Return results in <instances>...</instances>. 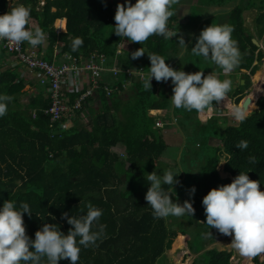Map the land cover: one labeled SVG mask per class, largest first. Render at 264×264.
Segmentation results:
<instances>
[{"label":"trees","instance_id":"trees-1","mask_svg":"<svg viewBox=\"0 0 264 264\" xmlns=\"http://www.w3.org/2000/svg\"><path fill=\"white\" fill-rule=\"evenodd\" d=\"M199 1L218 6L234 3L229 11L223 13L227 16L226 22H213L234 26L232 38L237 41L242 55L239 67L228 74V78L233 80L240 69L254 73L263 57L262 49H258L252 38L256 36L259 39L264 33V0ZM38 2L13 0L8 5L7 0H0V6L7 12L20 4L30 6L28 28L34 30L39 27L45 32L46 58H51L53 47L58 43L62 45V51L74 56L87 57L94 51L104 53L108 64H111L117 44L122 42L118 64L121 68L142 66L146 74L134 76L129 86L123 88V77L114 80L107 73V81L117 84L118 89L109 96L104 87L98 90L101 106H89L91 120L84 123L77 114L71 127L53 133L49 115L45 113L49 99L41 94L38 87L29 94L23 90L29 81L19 66L0 67V95L13 97L8 103L7 114L0 117V207L8 199L14 201L18 209L21 202L27 203L33 213L31 217L23 214V220L26 234L33 240L35 232L45 223L57 225L66 235L71 225L62 218V213L75 217L86 215L88 204L102 209L99 223L106 225L105 234L97 241V246H81L77 264H165L166 250L173 241L174 251L182 248L184 237L190 250L197 254L191 264H232L230 251L206 248L222 234L200 223L206 222L202 199L209 190L231 183L240 172L247 173L250 180L260 181V190L264 187V95H260L264 94V58L253 76L251 93L247 98L242 99L245 88L249 87L244 84L239 85L234 100L229 97L232 95L230 91L224 101L213 102L222 108V104L231 105L232 101L234 106H247L249 101L244 122L233 119L235 123L222 129L215 114L202 121L193 111L194 119L196 117L201 127V141L193 154L202 155L205 161L194 173L197 183L191 184L186 174L188 186L177 193L192 203L195 212L192 217L185 215L168 222L166 218H154L144 197L150 187V182L146 181L147 174L155 171L158 175L163 171L159 161L168 147L160 128L155 126V116L149 111L170 109L172 90L169 83L159 84L154 78L150 82V91L145 90L143 77L148 75L150 60L139 58L140 62H134L132 53L129 55L128 52L142 47L147 55L157 54L166 61L164 50L173 45L175 36L169 40L154 35L142 45L132 42L129 48L127 38L118 37L113 32L116 7L111 0H45L42 6ZM251 8L258 10L254 32L244 25L243 12ZM172 10L174 15L167 27L174 28L176 5ZM62 18L66 19V31L57 33L56 22L61 19L63 27ZM200 21L198 18L196 22ZM77 37L83 39V45L74 52L71 45ZM1 52L7 55L2 48ZM202 70L225 79L217 66ZM25 93L28 94L26 102L22 98ZM251 109L254 111L249 113ZM188 112L184 110L185 118H189ZM174 113L177 115L178 111L174 110ZM163 115L160 114L166 122H171L168 126L173 125L174 122ZM211 138L217 142L211 143ZM242 140L248 142L247 149L235 147ZM117 146L119 151L115 149ZM221 156L228 162L224 164V171L228 173L226 177L220 176L217 170ZM250 156L256 158V164L249 163ZM175 179L179 181L180 174ZM163 187L165 191L169 190L168 185ZM192 187H195V193L190 195ZM92 230L96 231L97 227L94 225ZM58 264L70 262L65 259ZM252 264H264V260L257 257Z\"/></svg>","mask_w":264,"mask_h":264},{"label":"clouds","instance_id":"clouds-1","mask_svg":"<svg viewBox=\"0 0 264 264\" xmlns=\"http://www.w3.org/2000/svg\"><path fill=\"white\" fill-rule=\"evenodd\" d=\"M178 3L179 0H136L134 4L125 0L124 4L118 3L113 32L118 37L140 45L154 35L170 40L176 36L177 31H170L167 24L174 15L173 6ZM30 19L31 8L23 4L11 7L8 12L0 15V41L16 46L25 42L31 47L42 45L47 36L39 27L29 29ZM233 31L232 25L212 23L196 37V43L190 50L191 55L211 61L223 74H230L239 67L242 59L237 41L232 38ZM178 44L184 52H189L182 37ZM82 45L83 39L75 38L71 45L72 51H78ZM144 54V49L140 47L132 52L131 58L135 60ZM148 58L150 67L148 75L143 77L144 89L150 91L153 78L157 82L170 79L173 84L170 100L176 109L211 112L214 110L213 102L224 101L232 90L230 79L221 80L212 73L205 76L202 71L185 73L174 70L165 63V58L157 54H148ZM242 70L245 69H240L239 75H242L241 79L246 84L244 77L249 72L244 74ZM12 100V96L0 95V117L7 114L8 103ZM232 115L236 121L244 122L248 116V105L233 106ZM235 147L247 149L248 142L242 140ZM248 161L251 164L257 163L256 158L251 156ZM224 163L228 162L221 161L219 164ZM179 173L166 170L162 176L155 171L147 174L146 181L150 182V187L144 198L154 218L194 215L195 209L191 202L185 200L180 204L171 199L174 193L172 186L179 183L175 179ZM163 185H168L169 190L165 191ZM259 185L260 181L250 180L247 173L240 172L231 183L209 190L202 199L206 222L200 223L215 228L220 234L231 236L230 246L246 258L249 264L257 257L264 259V191L260 190ZM194 193L195 187H192L190 195ZM87 209L86 215L79 217L62 213V218L71 225L66 235L57 225L45 223L35 232L33 240L26 234L23 220V214L27 213L31 217L33 213L29 205L21 202L18 209L14 201L5 200L0 207V264H58L65 259L70 264H77L81 246H97V241L105 234L106 225L99 223L103 210L91 204L87 205ZM94 225L96 231L92 230Z\"/></svg>","mask_w":264,"mask_h":264},{"label":"built area","instance_id":"built-area-1","mask_svg":"<svg viewBox=\"0 0 264 264\" xmlns=\"http://www.w3.org/2000/svg\"><path fill=\"white\" fill-rule=\"evenodd\" d=\"M44 2L45 0H39L41 4ZM6 12L0 6V15ZM56 31L57 33L66 31V22L64 21L63 27L61 24H56ZM0 47L11 58V64L8 67L19 66L20 70L24 69L31 83L36 85L41 94L49 99V106L45 109V113L49 115V126L53 133H60L71 127L77 114L80 116L81 111L91 100L100 99L98 90L101 87H104L107 96L118 89L117 84L107 81V73L114 80H119L123 76L124 86L126 81L130 83L131 75L138 72L130 67L121 68L118 64L117 56L122 52V42L117 44L116 54L111 64H108V57L104 53L94 51L87 57L74 56L62 51V45L58 43L53 47L51 58L45 57L47 42L31 47L26 42L16 46L7 41H0ZM72 95L75 97L72 98ZM89 97L90 100L87 99ZM151 111L153 110L149 111L150 114L156 118V127L162 128L164 124L171 123L166 122L158 113L154 114Z\"/></svg>","mask_w":264,"mask_h":264},{"label":"rangeland","instance_id":"rangeland-1","mask_svg":"<svg viewBox=\"0 0 264 264\" xmlns=\"http://www.w3.org/2000/svg\"><path fill=\"white\" fill-rule=\"evenodd\" d=\"M12 1L13 0H7L8 5L12 4ZM111 1H112L113 5H114V8L116 7V5L118 3L124 4V2H125V0H111ZM191 1L192 0H189V1L185 0L186 7L188 6V4ZM129 2L134 4L136 2V0H129ZM180 2H182V1H179V3ZM39 4H41V3L38 2V5ZM200 4L201 3H200L199 0H193V2L190 3V6H189V8L187 10V12L188 13L190 12V14H191V16L189 17V21L186 23L189 27H191L192 24L195 21L198 20V18L201 19L203 17V21L202 22L200 21L201 23L197 24V28L199 29V31L198 32H193L192 45L190 46L189 50L195 45L196 37L199 36L201 30H203L206 26H209L210 24L215 22V20H217L218 23L220 21L223 22V23L227 21V16H224L223 13H226L227 11H229L232 8L234 3L233 4L230 3L227 6L223 5V6H220V7L218 5H209V7H210L209 9H207L206 6H201ZM42 5L43 4H41L40 6H42ZM40 6H38L37 9H40ZM243 13H244L243 14V16H244V25L250 31L254 32V29H253L254 26L253 25L255 23V17H256V15L258 13V10L254 9V8H251V9L245 10ZM63 19L66 22V19L65 18H63ZM60 20L61 19L57 20V22H56L57 25H60ZM256 39H257V41L259 43V47H261L262 52H263V57L260 59V61L258 63V68H259L262 65L263 58H264V33L262 34V36L259 39L257 37H256ZM45 42H47V41H45ZM128 43H129L128 47L130 48L132 42L128 41ZM175 44L176 43L174 42V44L172 46H168L166 48V50H164V54L167 55V56L170 55V54L172 55V53H174L177 50ZM1 53L2 52H1V48H0V54ZM178 55H179V53H178ZM178 55L176 56L175 59L178 58ZM6 56H9V55L7 54ZM189 59H192V65H190V67L195 68L194 72H192V71L190 72V70L186 69V64L188 63ZM9 60H10V63H11V58L10 57H9ZM166 60H167V58H166ZM174 64H175L173 66L174 70H181V71H184L185 73H195L197 71H202V69H204V68H215V66H216L211 61H205L202 57L193 56V55H191V53H190L189 56L183 55L182 59L177 60ZM257 69L254 71V73L251 72V71L249 72L248 69L242 70V72L244 74H248L247 72H249V74H248V77L250 79V83L249 84H251V85L253 84V76L255 75ZM203 73H205V72H203ZM239 83H240V80H239ZM171 85H172V88H173L172 82H171ZM246 85H248V84H246ZM251 85H249L248 88H245L244 95H243L242 99H245V98H247L250 95V93H251V88H250ZM128 86H129V82L126 81L124 83L123 88H126ZM169 89L172 90L171 88H169ZM23 90L26 91L29 94L32 91H34L35 89H32V91H31V89H27V86L25 85ZM27 93L23 94V96H22L24 102L27 101V95H28ZM261 95H264V94H261ZM255 102H256V99H255ZM246 104L249 105V103H246ZM231 105L234 106L233 103ZM231 105H230V107H231ZM89 106H94L95 108H99L101 106V102L98 99L91 100L89 102V104L86 105V107L81 111L80 117H81L82 122H84V123H87L88 121L91 120V111H90V107ZM231 110H232V108H231ZM251 111H254V110L251 109L249 113H251ZM180 115L182 116V118H178L177 119V118H173L172 117L171 120L172 121L174 120L175 124H178L177 127H180L182 129V133L185 134L184 138L188 141L187 147L192 149L197 142L201 141V140L200 141H196L201 136L200 131L198 132V129H197V127H199V123L197 122V120H195L196 117L194 119V112L193 111L188 112L186 114V115H188L189 118H185L183 113H180ZM180 119H182V120H180ZM168 127L169 126L166 123V124H164L162 126V128H160L161 133L163 135V138L165 139L166 144L168 145V147L165 150V152L163 153V155L160 157L159 164L161 165L160 167L163 168V171H161L158 175L162 176L164 171H166V170H171V171H173L175 173H179L180 172L179 174H181V175L184 174L182 186L181 187L179 186V184H180V182H182V180L181 181L179 180L178 184L173 185L172 187H173V190H174L175 194L173 193V195L171 196V199L173 200V202H177V203L183 204V202L186 200L184 198H186V197L182 198L180 196V193H177V192H182L181 188L188 186L187 183H189V181H187L188 178H186L187 177L186 174H188L191 184H193V183L196 184L197 183L194 173H196V170H198L204 164L205 160L202 157V155L200 156L198 154H193V153L188 152V154L183 155L182 158L175 159V163L176 164L175 163L174 164L171 163L169 167L166 166V163L172 162L173 156L174 157L176 156V153H177V150H178L177 147H179V146H175L174 144L183 145L182 142L176 140L177 136L173 137V139L170 138L171 130L169 131ZM216 142L217 141L214 140L212 143L215 144ZM115 149L119 151L120 148H119V146H117V147H115ZM221 161H226L225 157L221 156L220 162ZM224 164H218L217 165V170L219 172V175H221L222 177L228 176V173L224 171ZM261 191H264V187L261 189ZM177 218L178 217H175V216H169V217L166 218V220L168 222H170L171 220L173 221V220H175ZM176 237H175V239H176ZM184 239H185V245L182 246V248L180 247V248L176 249L175 251L173 249V242L174 241L172 242L171 247L168 250H166V263L165 264H191V262L197 256V254L190 250L185 237H184ZM231 241H232V237L231 236H225V235L222 234L220 237H218L216 239V241L214 243L208 245L206 248L210 249V248L216 247L219 250L230 251L231 252L230 262L232 264H249V262H248V260L246 258L240 256L239 253L236 252L230 246ZM178 260H179V262H177ZM259 260L263 261L264 259H261L259 257Z\"/></svg>","mask_w":264,"mask_h":264},{"label":"crops","instance_id":"crops-1","mask_svg":"<svg viewBox=\"0 0 264 264\" xmlns=\"http://www.w3.org/2000/svg\"><path fill=\"white\" fill-rule=\"evenodd\" d=\"M179 1H182V2H180V3H178V4H176V10H175V14H176V17H177V19H176V22L174 23L175 24V27L173 28V27H168V29L170 30V31H174V32H176L177 31V34H176V36H175V38H176V40H175V46H176V48H177V50L174 52V53H172V55L170 54V55H166V58H167V60L165 61V63L168 65V66H170L171 68H173V66L175 65L174 63L177 61V60H179V59H182V56L183 55H187V56H189L190 55V50H189V48H190V46L192 45V39H193V32H198L199 31V29L197 28V24H199V23H201L202 21H203V17L201 18V22H199V23H197L196 21L192 24V26L191 27H189L186 23L189 21V17L191 16V14H190V12L188 13L187 12V10H188V8H189V6H190V3H192L193 2V0L188 4V6L186 7V3H185V0H179ZM189 1V0H188ZM188 3V2H187ZM180 4V5H179ZM201 6H206V8L207 9H209L210 7H209V5L208 4H200ZM208 5V6H207ZM220 7V6H219ZM63 19V18H62ZM174 37V36H173ZM183 38L184 39V41H185V45H186V47L188 48V50H189V52H184L183 50H182V48L180 47V45L178 44V41H179V39L180 38ZM174 44V43H173ZM1 48V47H0ZM129 53V55L132 53L131 51H129L128 52ZM147 53V52H146ZM144 54L143 56H141L140 58H142V61L144 60L145 61V59H147L148 58V55L147 54ZM178 53H179V55H178ZM120 55H122V54H120ZM178 55V58L177 59H175L176 58V56ZM134 62L135 61H137V62H140L141 60H139V58H137V59H135V60H133ZM117 62H118V56H117ZM11 63H10V60H9V56H6V55H4V54H0V67H8V65H10ZM190 65H192V59H189L188 60V63L186 64V69H188V70H190V72L192 71V72H194V69L195 68H193V67H190ZM130 68H132V69H134L135 71H138V72H136V73H134V74H132L131 75V77H130V79L132 80V78L134 77V76H136V77H138V76H143V75H145L146 74V71L143 69V67L142 66H138V67H130ZM22 69V68H21ZM139 69H141L140 71H139ZM23 71H24V69H22ZM202 72H203V70H202ZM206 74H205V76L206 75H208V74H210V73H212V74H214L213 72H205ZM22 75L23 76H25L27 79H28V81L29 82H27L26 83V86H27V89H31V91H32V89H35V88H37V86L36 85H34V84H32L31 82V80H29V78L26 76V72L24 71L23 73H22ZM216 75H218V74H216ZM225 75V74H224ZM241 76L242 75H237L236 74V76H235V78L233 79V80H231L232 81V90H231V94L232 95H230L229 97H232V99L234 100V98L237 96V93H236V95H235V92L237 91V89L239 88V85H242V83H241V81H242V79H241ZM123 77V76H122ZM224 78L225 79H227L228 78V74L226 75V76H224ZM228 79H230V78H228ZM239 80H240V83H239ZM29 83H31V84H29ZM162 83H164V82H159V84H162ZM166 83H169L170 84V87L169 88H171L172 89V85H171V80L169 79V81H167ZM170 93H171V96L173 95V92L172 91H170ZM229 100V99H228ZM230 102H231V100H229ZM233 102V101H232ZM232 102H231V104H232ZM213 106H214V110L213 111H211L210 112V114H207V112H209V111H207V110H205L203 113H197L196 112V114L197 115H195L198 119H200L201 118V120L202 121H205L207 118H211V117H213L212 115H214L215 114V116H216V118H217V121L219 122V125H221L220 127L222 128V129H224L225 128V126L226 125H228V124H233V123H235L234 122V117H233V115H232V110H231V107H232V105H231V107H230V105L229 104H227V103H225V104H222L221 105V107L222 108H219L218 106H217V104H213ZM151 110H153V111H158L159 113V115L161 114H164L163 116H168L169 117V120H171L172 119V117H176L177 119L178 118H182V116L180 115V113H184V109H176V108H174L173 106L172 107H170V109H168L167 111H166V109H151ZM174 110H177L178 111V113H177V115H176V113H174ZM175 114V115H174ZM234 119V120H233ZM180 120H182V119H180ZM229 121V122H228ZM173 125H170L168 128H169V131L171 130V136H170V138L171 139H173V137H176L177 139L176 140H178V141H180V142H182L183 143V145H181V144H174L175 146H179V147H177L178 148V150H177V153H176V156L174 157L173 156V160H172V162H170V163H166V166H170V164L171 163H175V159H180V158H182V156L183 155H185V154H188V152H190V153H195V146L197 147V145L199 144V142H197L196 144H195V146L192 148V149H190V148H188L187 147V145H188V141L184 138V136H185V134H183L182 133V129L180 128V127H177V125L178 124H175V122L174 123H172ZM175 125V126H174ZM175 127H177V130H175ZM200 124H199V127H197V129H198V132H199V130H200ZM181 132V133H180ZM180 133V134H179ZM182 135V136H181ZM201 138V137H200ZM200 138L199 139H197L196 141H200ZM215 139L214 138H211L210 139V142L212 143L213 141H214ZM224 156V155H223ZM171 157V156H170ZM176 164V163H175ZM161 166V165H160ZM161 168V167H160ZM183 176H184V174L183 175H181L180 174V181L182 180V182H180V187L182 186V183H183ZM221 176V175H220Z\"/></svg>","mask_w":264,"mask_h":264},{"label":"water","instance_id":"water-1","mask_svg":"<svg viewBox=\"0 0 264 264\" xmlns=\"http://www.w3.org/2000/svg\"><path fill=\"white\" fill-rule=\"evenodd\" d=\"M252 41L254 42V44H256L257 46H259V43H258V41H257L256 38H252ZM244 78L246 79V80H245V83H246V84H249V83H250V79H249V77H248V76H245ZM241 83L244 84V80H242Z\"/></svg>","mask_w":264,"mask_h":264},{"label":"bare ground","instance_id":"bare-ground-1","mask_svg":"<svg viewBox=\"0 0 264 264\" xmlns=\"http://www.w3.org/2000/svg\"><path fill=\"white\" fill-rule=\"evenodd\" d=\"M64 20V19H63ZM63 26H64V24H63Z\"/></svg>","mask_w":264,"mask_h":264}]
</instances>
